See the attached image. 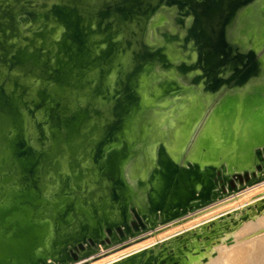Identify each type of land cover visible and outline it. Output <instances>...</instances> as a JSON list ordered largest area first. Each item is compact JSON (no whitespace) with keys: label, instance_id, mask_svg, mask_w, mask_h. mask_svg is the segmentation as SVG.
I'll return each mask as SVG.
<instances>
[{"label":"bare ground","instance_id":"6f19581e","mask_svg":"<svg viewBox=\"0 0 264 264\" xmlns=\"http://www.w3.org/2000/svg\"><path fill=\"white\" fill-rule=\"evenodd\" d=\"M154 1L0 0V264H53L69 246H82L84 236L99 240L122 232L118 226L127 221L120 213L119 202L112 198L108 181L120 161L121 147L107 149L100 162L94 154L124 103L123 91L110 99L116 70L121 65L126 78V72L143 53L144 42L149 43L150 28L144 36L139 34L140 18ZM234 2L238 6L241 0ZM197 7L201 20L197 27L190 24L184 29L181 38L173 36L178 38L175 46L179 49L172 58L173 68L180 69L184 80L187 74L181 72L176 61L196 57L182 61L181 66L195 65L192 73L198 75L189 82L199 85L180 87L171 78L159 81L160 66L153 67L141 86L144 109L130 133V138H135L139 122L146 121L145 136L136 144L139 153L125 163L124 170L131 190L130 204L137 212L134 217L140 220V215L145 216L148 225L156 217L173 219L216 200L227 192L226 186H235L232 179L246 185L264 173V124L249 132L261 115L254 112L262 102L259 94L253 95L256 100L251 104L246 103L243 117V106H237L238 115L234 114L236 110L215 111L185 157L186 141L195 132L201 111L194 121L187 122L190 129L183 141L178 132L156 134L151 106L170 88L193 91L189 97L193 99L201 95L202 87L205 89L202 81L210 75L214 93L217 86L232 79L245 83L246 89L254 83L253 90L260 85L248 80L258 70L251 63L255 49L240 50L232 42L233 36L225 41L219 38L222 6L200 0ZM29 9L48 16L42 27H36L41 21L32 22L27 17ZM19 10L23 11L16 17ZM159 18L161 22L166 17ZM173 23L178 25L177 20ZM107 91L109 99L102 102ZM189 98H182L179 105H185ZM52 107L57 109L59 127L48 118ZM181 120L182 116L173 113L159 125L171 127ZM39 121L45 122L48 134L43 144L36 140ZM252 145L259 146L252 149ZM144 147L151 161L138 177L136 169L140 168L138 159ZM260 189L213 205L195 218L199 225L111 264H264V198L248 203ZM12 193L16 195L9 199ZM65 202L83 213H76L68 226L59 224L65 210L60 204ZM239 202L250 211L231 210L235 217L230 214L228 220H216ZM230 223L237 226L232 229ZM215 237L217 240L210 242ZM191 238L197 241L190 242ZM170 243L182 248L175 249ZM176 250L185 255L181 258Z\"/></svg>","mask_w":264,"mask_h":264},{"label":"rangeland","instance_id":"374dc122","mask_svg":"<svg viewBox=\"0 0 264 264\" xmlns=\"http://www.w3.org/2000/svg\"><path fill=\"white\" fill-rule=\"evenodd\" d=\"M54 1L59 2L60 0ZM199 1L200 0H155L152 2L147 12L140 18L141 29L139 34L141 37L144 36L147 27L150 28L149 32L147 33L149 43L144 42L143 53L135 62L131 70L126 72V78L123 76L125 73L121 69V65L116 70V83L115 87L112 86V98L110 97V99H114L115 96L120 93V91H123L125 97L124 103L122 107L116 112L114 120L110 124L105 138L97 146L94 155L95 158L100 162L107 149H110L114 146L121 147L120 161L113 172L114 175H109L108 181L110 182L112 198L113 200L119 202L120 213L127 221L118 226L122 232L119 233L116 231L114 236L112 234H108L99 240H96L93 238V236H84L80 242L82 246H69L66 254L63 257L59 256L53 264H111L114 261H118L123 257L130 255V253L138 252V250L142 249L145 250L147 246L156 247L167 239H171L172 236L174 237L175 234L178 233L179 235V233L181 234L182 231L185 232L187 229L199 225L195 218H199L198 216L203 215L207 210H210L214 206H218L220 204L226 203L227 201L237 199L241 195H247L248 192H252V190L258 188H261L259 192L260 194L258 193L253 197V199H249V201L247 200L248 203L264 198V173H262L259 180L253 183H247L246 185L241 184L238 180L232 179L235 186L231 189L227 188L226 186L225 189H227V192H223V195L218 197L216 200L211 199L209 203L185 212L184 214H181L180 216H177L173 219L162 220L161 216H159L160 218H154V223H152L151 226L146 223L145 216L140 215V220L137 219L136 216L134 217L135 213L137 212L133 210L130 204L131 190L126 178L124 165L129 159L137 157L139 153V150L136 147L137 140L143 139L145 136L146 121L142 120L139 122L138 131L135 135L136 137L130 138V133L134 129L135 120L140 116V113L144 109L141 86L143 81L145 82L144 78L152 70V68L154 67L157 69L160 66V69L157 71L161 75L159 81H161L162 78H171L176 80L180 87L188 84L189 87L197 88L199 85L198 83H190L192 76L193 78L191 80H193L194 77L198 75V72L192 73V71L195 70V65L187 64L186 66H181L182 61L190 62L196 57L193 56L187 60L180 56L181 58L179 57L180 59L176 61V63L179 64V68H181V72L183 74H187L186 78L182 77L186 81L185 82L181 79L180 69L173 68L175 64L172 55L179 49V46H175V44L177 45L179 43L178 38L173 36L177 35V37L181 38L182 31H184V29H186L190 24L196 27L198 26L201 20V15L197 11ZM209 1L218 4L223 8V13L219 20V38L225 41L230 36H233L232 42L234 44H238L240 50H245L246 48L255 49L251 63L256 65L258 70L257 73L251 75L248 80L254 79L257 81L256 84L260 83V85L262 84L263 87L258 85V88L253 90L255 86L254 83L250 89H246L244 88L245 83L240 84L235 79H232L222 85L217 86L215 94L214 91H212L215 88V83L214 80L211 79L212 75H210L209 77H205L202 81L205 89L202 87L201 95L193 99L190 98L194 92L187 91L185 88L173 87L170 88L166 93H163L157 103L151 106V113L154 114L157 122L154 125V129L156 134H159V136L165 131L170 130L172 132H178L179 136L183 138V141L190 129V123L187 122L194 121L197 113L201 111V118L197 122L196 130L186 141L187 144L184 157L193 147L195 140L205 128L207 120L215 111L221 108H224V110L227 112L236 110V113L234 114L238 115L237 112L239 111H237V106H243L240 114V116L243 117L244 110L246 109V103L251 104L253 102L252 99L254 101L256 100V98L253 97L254 94H259L261 96L262 102L255 106L254 111L258 115H261L256 120L258 122L257 125L250 127L249 132L258 129L259 126L261 127V125L264 124V0H241L240 5L238 6L234 2L235 0ZM23 10L26 12V8ZM23 10H19L16 14V17H18L20 15L19 13ZM44 14L45 13L42 11L29 9L27 12V17H29L32 22L41 21L38 25H36V27H42L46 22L45 19L48 20V16ZM161 15L165 16L166 18H163L160 22L159 17ZM174 20H177V26L174 25ZM167 34L171 35H169L170 37H168V39L166 38ZM173 46H175V50L173 49ZM193 55L195 54L193 53ZM247 58L248 57L244 59L245 63L248 62ZM237 64L238 66H241L240 63ZM202 66L204 67V65ZM230 73H232V71L227 72V74ZM33 80L36 83L38 82V80ZM259 89L260 91H257ZM109 95L110 94L107 91L102 97L101 101H107V99H109ZM210 96H212L211 101L204 107V109H202L203 103L205 104V101L210 98ZM185 97L190 98L187 100L185 105L180 106L178 102ZM147 99H150V94H147ZM173 113H175L177 116H182V120L179 121L178 124L176 123L171 127L161 124L159 125L160 121L165 119L167 116L172 115ZM190 115H192V117L191 120L188 121V117ZM48 118L51 120L53 125L57 127L60 126L56 107H52L49 110ZM247 120H250V117L247 118ZM35 127L37 131V143H45L48 137V134L45 130V122L39 121L36 123ZM258 146L259 145H252V149H255ZM249 147H251V145ZM141 150L142 152L138 159V165L140 168L136 169V174H138V177L142 176L143 167L145 164L151 161L146 148H141ZM254 154L255 153L253 152V155ZM0 160H3V158L0 157ZM217 162H219V158H217ZM99 169L101 174L102 165H100ZM237 185L240 187H237ZM15 195L16 194L12 193L8 197L9 199L14 198ZM11 207L12 205H10V208ZM60 207H65V210L63 215L60 217L59 224H66L68 226L74 220V215L76 213H82V210L79 209V207L75 209L72 204H70V202L62 203L60 204ZM245 207L242 202L236 203L231 206V208L229 207V213H227L225 216L216 217V220H218V218L220 220H228L230 218V214H232V217H235L233 215L234 212L232 211H237L240 209L245 211ZM156 209L158 212L161 211V207ZM249 211L247 209L245 213ZM213 220H215V218L211 219V221ZM133 222H135L136 225H133ZM141 222L143 223L142 225ZM188 222H191V224ZM185 223H188V225ZM230 224L232 229L237 226L234 224L232 225V223ZM222 231L225 232L224 229H222ZM193 239L197 241L196 238ZM193 239L191 238L190 242ZM216 240L217 238L215 237L210 242ZM170 244L175 249L176 247H179L180 249L182 248V246H180L178 243ZM176 252L181 256V258L185 255L180 254L177 250ZM193 252H195L194 249ZM72 253L75 255V257L72 256ZM184 253L186 252L184 251Z\"/></svg>","mask_w":264,"mask_h":264}]
</instances>
